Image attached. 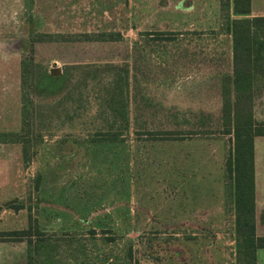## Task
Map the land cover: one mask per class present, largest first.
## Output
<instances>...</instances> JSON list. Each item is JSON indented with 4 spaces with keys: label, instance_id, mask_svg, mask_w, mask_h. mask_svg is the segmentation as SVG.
Returning a JSON list of instances; mask_svg holds the SVG:
<instances>
[{
    "label": "rangeland",
    "instance_id": "374dc122",
    "mask_svg": "<svg viewBox=\"0 0 264 264\" xmlns=\"http://www.w3.org/2000/svg\"><path fill=\"white\" fill-rule=\"evenodd\" d=\"M237 18L233 0H0V233H31L0 236V264H237ZM255 188L264 223V138Z\"/></svg>",
    "mask_w": 264,
    "mask_h": 264
},
{
    "label": "trees",
    "instance_id": "16d2710c",
    "mask_svg": "<svg viewBox=\"0 0 264 264\" xmlns=\"http://www.w3.org/2000/svg\"><path fill=\"white\" fill-rule=\"evenodd\" d=\"M225 1V0H223ZM234 15L231 23L233 35V73L236 100L224 105V134L233 135V150L227 163V173L234 182L236 212L237 264H258V251L264 250V223L256 211L255 188V140L264 138V125H256L253 111L254 43L253 29L264 32V17L249 18L251 0H233ZM168 35V33L162 34ZM120 40V34L111 38ZM21 208H16L20 210ZM12 240L30 238L29 231L0 233Z\"/></svg>",
    "mask_w": 264,
    "mask_h": 264
},
{
    "label": "water",
    "instance_id": "95a60500",
    "mask_svg": "<svg viewBox=\"0 0 264 264\" xmlns=\"http://www.w3.org/2000/svg\"><path fill=\"white\" fill-rule=\"evenodd\" d=\"M51 77H59L61 75V70L60 69H52L50 71Z\"/></svg>",
    "mask_w": 264,
    "mask_h": 264
},
{
    "label": "crops",
    "instance_id": "0c3cea01",
    "mask_svg": "<svg viewBox=\"0 0 264 264\" xmlns=\"http://www.w3.org/2000/svg\"><path fill=\"white\" fill-rule=\"evenodd\" d=\"M252 12H254V9L252 8ZM257 17H264V16H257ZM235 210V209H234ZM208 221H211V218L210 219H208ZM235 221H236V219H235Z\"/></svg>",
    "mask_w": 264,
    "mask_h": 264
}]
</instances>
